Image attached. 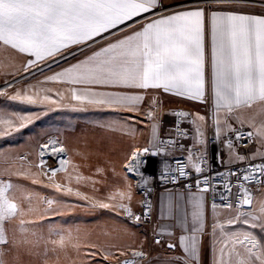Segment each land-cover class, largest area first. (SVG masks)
<instances>
[{
  "label": "snow or ice",
  "instance_id": "obj_1",
  "mask_svg": "<svg viewBox=\"0 0 264 264\" xmlns=\"http://www.w3.org/2000/svg\"><path fill=\"white\" fill-rule=\"evenodd\" d=\"M211 2L229 7L212 11L210 15L211 72L207 79L204 52L206 9L195 8L149 19L146 14L155 13L163 7L160 0H0V44L27 54L30 59L25 71H28L39 62L49 59L56 62L57 57L63 59L72 46H88L121 25L131 28L129 21L143 17L146 22L138 30L133 29L131 34L117 38L114 43L94 51L84 61L46 79L86 86L82 93L76 87L71 88L73 100L118 106L128 111H140L141 105L146 102V96L137 90L147 93L150 89H162L166 93L203 103L210 100L215 137L217 140L227 137L224 146L228 149V159L221 160V163L230 165L248 161L247 166L241 169L215 173V176L225 179L222 184L224 191L219 193L221 203L213 200L210 206L214 217H217L212 225L214 251L218 254L214 264H264V199L257 203L253 192V189L259 191L264 188V15L245 14L231 7L242 5L246 0ZM260 2L264 4V0ZM135 22L139 23L138 20ZM93 87L116 90L96 92L92 91ZM10 99L35 103L34 97L27 93L22 95L17 92ZM43 99L50 100V97ZM156 104L153 98L147 112L149 119H153L151 109ZM174 115L186 118L190 114L179 111ZM207 120L208 117L195 114L191 120L196 129L195 144L186 149L187 164L177 161L179 177L188 176V167L199 174L197 191L189 192L184 198L183 215L180 214L179 199L169 204L170 212L174 213L177 223L187 233L179 237L184 255L177 259L183 264H199L206 217L205 194L216 192L211 178L203 176L206 169L202 165L207 164L205 153L196 155L195 145L204 144L203 129ZM152 131L154 141L158 140L155 124ZM179 135L187 138V133ZM241 142H244V147L256 145L255 151L240 154L237 145ZM48 147L44 145L45 149ZM51 151L55 154L63 152V148L52 147ZM40 155L43 156L44 152ZM140 155L134 153L131 157L132 163L126 165L129 172L139 170L142 163ZM65 163L60 161L61 165ZM61 170L49 169L52 176ZM168 171L162 173L163 178H168ZM229 176L236 178L235 185L227 179ZM171 179L175 182L176 177ZM56 187L59 189L60 185ZM233 187L237 189L235 193ZM12 188L10 182H0V246H5L0 247V264H5L6 246L10 243L5 225L17 215H24L20 205L8 195ZM47 203L51 206L54 201ZM121 207L125 208L129 217L133 215L126 206ZM245 208L248 210H242ZM219 210H235L236 214L222 222L218 219ZM144 215L147 216V212ZM135 219L140 220L141 217L136 216ZM25 223L24 219L19 220L21 232L26 231ZM156 242L160 243L159 240ZM16 243L13 241V246ZM53 243L63 247L65 237L61 236ZM168 248L175 249L176 245L168 244ZM144 255L142 251L132 253L134 258H143ZM121 264H134V260H125Z\"/></svg>",
  "mask_w": 264,
  "mask_h": 264
},
{
  "label": "crops",
  "instance_id": "obj_2",
  "mask_svg": "<svg viewBox=\"0 0 264 264\" xmlns=\"http://www.w3.org/2000/svg\"><path fill=\"white\" fill-rule=\"evenodd\" d=\"M160 4L163 7L158 8L155 13L146 14L149 19H154L157 15H167L195 8L206 9L204 52L205 76L207 79L210 77L211 72L210 15L212 11H218L222 8L226 9L229 6L217 5L212 3L211 0H208L207 3L206 0H160ZM231 7H235L245 14L264 15V4L260 0H246L242 5ZM137 20L139 23L135 22ZM145 22L146 20L143 17H137L134 18V21L128 22L132 25L131 28L121 25L117 29H113L110 33L104 34L103 37H98L93 47L82 55L66 62V64L61 65L56 70L42 74L34 81L36 103L43 104L42 108L46 110L66 111L67 158H70L72 162L75 159H81L82 162L78 166L85 169V167L93 165L100 167L101 163L104 164L101 161L107 158L114 159L116 165H122L139 148H147L155 152L158 140L154 141L153 139V124L157 126L156 135L158 137L171 133L173 111L180 107L190 114L187 119V125L193 128L195 132V125L191 123L195 114L199 113L208 117L207 126L203 129L204 144L201 145L202 150L213 162L226 165L221 163V160L227 161L228 149L224 146V136L219 140L215 137L211 119L210 100L208 103H203L166 93L162 89H150L147 93L137 90L146 96V102L141 105L140 111H128L118 106L89 104L86 101L73 100L71 88L76 87L82 93L86 86L69 85L46 79V77L52 76L70 65L84 61L94 51H99L110 42L114 43L117 38H123L126 34H131L133 29L138 30L140 25ZM78 46L74 45L68 51ZM28 59L30 57L27 54L19 53L9 46L0 44V82L21 76L51 60L39 62L29 68L28 71H25ZM115 90L111 88H92V91L96 92ZM45 96L50 97V100H44L43 97ZM153 98H155L157 104L155 108L151 109L153 111V119H149L147 112L150 110L149 105ZM108 115L110 116L109 118ZM128 116L132 120L130 122V131L124 128L123 125L124 121H126L124 117ZM108 121L114 122L108 125ZM80 122L85 126L97 125L100 127L101 135H99L98 140L103 145L106 143L105 135L113 133L116 142L115 149L110 151L99 150L87 154L81 146L89 141L90 134H85V130L83 132H75V128L80 125ZM94 140L98 141L96 137ZM73 142H77L81 146L79 145L76 150ZM122 147L125 148L123 149ZM255 148L256 145L252 147L251 151H255ZM165 154L168 158L177 156V153L173 152ZM240 154L242 153L240 152ZM91 159H95L97 163L90 162ZM73 165L77 164L73 163ZM97 183L99 186L87 185L85 181L79 187L71 184L60 185L65 188H62L63 190L57 189L56 186L59 184L54 185V187L52 185L45 186V184H41L40 186L36 184L34 186V184L30 183L20 185L18 196L15 194L14 197L10 198L20 205L24 211V215L22 217L17 215L15 219L5 225L10 241L9 245L6 246L5 264H101L104 261H111L119 252L134 248L149 251V258L143 264H169L168 261L183 264L182 260L177 259L184 255L180 247L179 237L187 233L177 223L174 213L170 212L169 204L179 199L181 203L180 214L183 215L184 198L189 192L196 191L161 188L156 192L154 196L153 232L156 236L162 238L161 244H157L150 241L147 230L128 224L105 210L92 208L91 201L85 198L84 194L92 197L91 194L100 188L101 182ZM68 189L72 191L69 192ZM12 190L14 191L13 188ZM76 192H78V196H76ZM95 196H99L96 199L97 202L93 199V201L95 200L94 203L99 207L103 208L102 205L104 204L111 205L101 199L100 195ZM205 198L206 217L204 233L201 237L199 264H209L210 258L214 260L218 255L214 251L215 245L212 244L213 240L207 239L211 235L208 228L212 224L210 222L214 214L208 205L206 195ZM49 200L54 201L51 206L47 203ZM29 209L31 210L29 211ZM20 219L26 221L24 225L26 231L24 232H21L19 228ZM28 221H31V223H27ZM61 236L65 237L63 247L53 243V241H59ZM13 241L18 243L13 246ZM24 241H27V243H24ZM168 244H175L176 248L169 249ZM90 253H94V255Z\"/></svg>",
  "mask_w": 264,
  "mask_h": 264
},
{
  "label": "rangeland",
  "instance_id": "obj_3",
  "mask_svg": "<svg viewBox=\"0 0 264 264\" xmlns=\"http://www.w3.org/2000/svg\"><path fill=\"white\" fill-rule=\"evenodd\" d=\"M94 44L90 42L88 46H78L67 51L63 59L57 57L56 62L50 60L21 76L0 82V93H6L0 94V121H10V123H0V182H10L13 185L14 191L12 189L9 190V197H14L15 194L18 196L20 185L26 183L34 184V186L36 184L38 186L45 184V186L52 185L54 187L56 184L63 186L71 184L79 187L84 181L87 185L91 186H99L97 182H101L99 190H95L96 192L91 194V198L92 200H96L99 196L95 195H100L101 199L111 204L108 207H103L106 209L105 211L119 218L115 212L125 209L121 205L127 208H137L139 202L135 191L134 179L127 173L126 167H124V164L130 158L122 165H116L114 159L107 158L101 161L104 164L101 163L100 167L93 165L85 167V169L79 168L78 165L82 162L81 159H75L72 162L70 158H67L66 111L46 110L42 108L43 104L36 103V101L35 103H24L20 100L10 99L17 92H20L22 95L27 93V95L33 96L35 99L33 84L37 77L46 72L56 70L61 65L66 64V62L82 55L92 48ZM21 117H24V119H21ZM111 118L114 120L113 117ZM124 120H126L123 124L124 128L130 131V122H132L130 116L124 117ZM113 122L108 121V125ZM84 130L85 134H90L89 141L82 146L77 142H73L76 150L79 145L87 154L99 150L110 151L115 149L116 142L113 133L105 135L106 143L103 145L98 140L99 135H101L100 127L97 125L85 126L80 122V125L75 128V132H83ZM95 137L98 141L94 140ZM44 145H48L49 147L45 149ZM52 147L63 148V152L53 154L51 151ZM122 148L124 149L125 147ZM145 149L147 148H139L134 153H141ZM42 151L44 152L43 156L40 155ZM22 155L26 156L25 160L20 159ZM41 161H44V163L41 164ZM60 161H65L66 163L61 165ZM149 161H152L150 163L152 164L150 170L156 171L157 167L153 164V158H149ZM90 162L97 163L95 159H91ZM73 163L77 165H73ZM53 168H62V170L57 171L55 176H52L49 169ZM63 186H60L59 189H65ZM75 194L78 196V192ZM256 198L257 202L264 199V190ZM235 214L233 210H221L218 219L223 222L229 217L235 216ZM119 219L122 220L121 218ZM214 219H217V217L213 216L210 222L212 224L208 230L211 235L207 237L208 240H213L212 225ZM240 227L245 226L241 225ZM216 235H219V230H217ZM214 260L210 258L209 264H214ZM168 263L179 264L175 261H168Z\"/></svg>",
  "mask_w": 264,
  "mask_h": 264
},
{
  "label": "built area",
  "instance_id": "obj_4",
  "mask_svg": "<svg viewBox=\"0 0 264 264\" xmlns=\"http://www.w3.org/2000/svg\"><path fill=\"white\" fill-rule=\"evenodd\" d=\"M183 111L186 112L184 109L178 107L173 111L172 115V131L169 134H164L159 136V139L157 141V149L155 152L157 155L153 156L151 153H153L151 150L148 149V152H141V155L139 156V159L142 161V163L139 166L138 171L129 172L126 168L127 173L134 179V186L136 194L139 198L138 207L137 208H128L131 210L133 215L131 217L128 216L125 209H122L119 212H115V214L127 222L128 224L137 226L139 228H143L147 230L150 241L153 243H157L156 241L159 240L161 244L162 238L159 236H156L153 232L154 227V196L156 192L161 188H172V189H182L187 191H197L196 186V179L199 174H196L194 170L191 167L186 168V171L188 172L187 177H179L178 171L176 169L178 168L177 161H181L185 164H187V156L188 152L186 149L193 147L195 144V135L196 132L193 128L189 127L187 125V119L177 117L174 115V113ZM238 127V126H237ZM246 128V127H245ZM179 133H187V138H185L182 135H179ZM227 137H224V140H226ZM234 139V137H233ZM163 141L164 143H161ZM169 141H172L173 143H168ZM254 145L250 144L248 147H244V142H241L237 145V150H239L242 154H248L252 147ZM197 151L196 155H199L200 152H203L201 145H195ZM167 152H173L177 153V156L168 158L165 153ZM155 158L158 161H154L155 167H157L156 171H148L146 170L145 161L148 158ZM205 158L207 160L206 165H202L205 167V172L203 173V176H209L211 178V182L216 185V192L213 193L212 191H209L205 195L208 199V205L211 206V203L213 200L217 204L221 203L219 193L224 191L222 188V184L224 182V177H218L215 176L216 172H227L229 169H241L243 167H246L248 164V161L241 163H235L232 165H220L217 162H213L211 158L205 154ZM20 159L25 160L26 156L22 155L20 156ZM255 162H260L259 160H256ZM132 163V160H128L125 164L129 165ZM165 170L168 171V178L165 179L162 177V173L165 172ZM175 176L176 180L175 182L172 181L171 177ZM203 176H200V179H203ZM227 179L235 185L236 178L235 177H227ZM186 185L188 187H186ZM264 188L260 189L259 191H256L253 189L254 196L258 195L260 192H262ZM237 189L233 187V193H235ZM226 194V193H225ZM85 197L90 200L92 206L95 209L100 210H106L104 208L99 207L97 204H95L92 200V198L86 194H84ZM234 202V200H233ZM211 208V207H210ZM244 211H247L248 209H242ZM235 211V210H233ZM147 212V216L144 215V213ZM140 216V220H136L135 217ZM134 251H142L145 253L143 258H134L132 256V253ZM124 255H120L121 252L117 253L114 258L111 261H104L101 264H121L122 261L133 259L134 264H143L144 261H146L149 258V251L141 248H134V249H126L122 251Z\"/></svg>",
  "mask_w": 264,
  "mask_h": 264
},
{
  "label": "bare ground",
  "instance_id": "obj_5",
  "mask_svg": "<svg viewBox=\"0 0 264 264\" xmlns=\"http://www.w3.org/2000/svg\"><path fill=\"white\" fill-rule=\"evenodd\" d=\"M129 160H130V159H129ZM153 160H154V161H158V160H156L155 158H153ZM154 161H153V162H154ZM150 163H152V161L150 162V161H149V158H148V159L145 161L146 170H148V171H151L150 168H151V165H152V164H150ZM137 197H138V196H137Z\"/></svg>",
  "mask_w": 264,
  "mask_h": 264
}]
</instances>
